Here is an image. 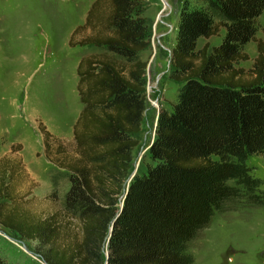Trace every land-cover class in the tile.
Returning <instances> with one entry per match:
<instances>
[{
	"label": "trees",
	"instance_id": "16d2710c",
	"mask_svg": "<svg viewBox=\"0 0 264 264\" xmlns=\"http://www.w3.org/2000/svg\"><path fill=\"white\" fill-rule=\"evenodd\" d=\"M142 3L95 0L71 35V45L105 52L84 56L78 66L84 106L74 125L77 155L59 158L61 140L40 123L47 156L55 155L72 181L65 215L36 216L13 181L23 177L22 162L0 161V226L37 241L48 264L106 260L146 109L141 51L150 28ZM263 9L264 0L182 2L171 57V79L181 85L172 106L160 110L149 148L154 163L134 175L113 223L107 264H194L189 243L217 212L238 201L264 205V181L248 163L252 154L264 155V29L255 36ZM222 29L218 45L197 48L199 38ZM250 40L258 52L253 66L237 67L250 59ZM0 264H9L1 254Z\"/></svg>",
	"mask_w": 264,
	"mask_h": 264
},
{
	"label": "rangeland",
	"instance_id": "374dc122",
	"mask_svg": "<svg viewBox=\"0 0 264 264\" xmlns=\"http://www.w3.org/2000/svg\"><path fill=\"white\" fill-rule=\"evenodd\" d=\"M83 1L0 0V161L8 157L22 162L23 177L13 181L24 196L26 207L40 217L55 212L62 217L65 215V195L72 181L67 169L59 165L58 159L55 161V155L53 159L47 156L41 122L38 127L29 119L31 108L42 110L52 124H69L77 106L76 82L73 86V77L71 79L73 55H68V49L83 46L80 48L83 57L105 52L90 44L71 45V36L67 45L62 44L61 35H65L72 22L81 18L84 5L75 7ZM94 1L89 3L86 15ZM183 1L143 0L142 3L141 14L149 20L150 28L149 46L141 51L142 60L148 62L146 109L142 130L136 134L139 143L133 150L129 176L135 171L146 172L148 165L154 163L149 148L155 137L160 110L163 106L170 108L177 98L181 84L171 79V57ZM258 20L260 28L255 33L256 38L263 36L264 9ZM82 24L84 21L75 23L70 34ZM82 33L78 34V40L83 38ZM224 34L225 29H222L220 35L199 38L197 48L207 41L211 46L218 45ZM245 50L250 59L240 61L237 67L249 69L258 54L255 40H250ZM20 132L30 139L34 136V148L26 140L18 141ZM54 136L62 144L59 158L77 155L74 135L69 138ZM40 160L49 165L45 167L47 175L43 177H39V173L43 175V167L38 166ZM248 163L253 166L254 174L264 181V155L252 154ZM124 189L120 194L119 209ZM36 248L37 241L23 240L14 231L0 226V254L9 264H46ZM107 249L105 244V258ZM189 252L195 257L194 264H264V205L238 201L231 209L217 212L209 226L189 243Z\"/></svg>",
	"mask_w": 264,
	"mask_h": 264
},
{
	"label": "crops",
	"instance_id": "0c3cea01",
	"mask_svg": "<svg viewBox=\"0 0 264 264\" xmlns=\"http://www.w3.org/2000/svg\"><path fill=\"white\" fill-rule=\"evenodd\" d=\"M89 3H91V0H84L83 4L80 3V4H78V6L75 7V8H80L81 5H84V7L82 9L81 18H80V20H77V21L75 20L74 22H72V24L67 27V32L65 33V35H63V34L61 35V37H63L62 44L67 45L66 43H67L69 37L71 36L70 28L73 27V25L75 23H77V22L80 23L81 21H84V23H85L86 18H87L86 11L89 8ZM84 46H86V45H84ZM81 47H83V46L70 47L68 49L70 51L68 55H73L71 57L73 59V67L71 69V79L73 77V86L75 85V82H76V89H74V93L76 95L75 103L77 106V108L75 109V111L73 113V116H71L69 124L67 121H66L67 122L66 124H64V122H62L63 125H61V126H57L55 124L50 123L49 119L46 117V115H44L45 113L36 107L31 108L32 111H31L30 116H29V119L33 123L34 126L37 125L39 127V122H42L52 134L59 135L61 137L65 136V137L69 138V137H72L74 135V125H75V123H76V121L80 115L81 110L83 109V103L81 101L79 90H78V83H79L78 66H79V63L83 57L82 52L80 50ZM79 99H80V101H79ZM26 135L27 134H23L22 132H20L18 137H17L18 141L26 140L34 148L35 147L34 141H36L34 136H32V139H30ZM38 137H41V135L39 134ZM46 163H47L46 161H42V160H40L38 162V166L43 167V175L41 173H39V177H41V176L43 177V176L47 175V173H45V171H46L45 167H49V165H47Z\"/></svg>",
	"mask_w": 264,
	"mask_h": 264
},
{
	"label": "water",
	"instance_id": "95a60500",
	"mask_svg": "<svg viewBox=\"0 0 264 264\" xmlns=\"http://www.w3.org/2000/svg\"><path fill=\"white\" fill-rule=\"evenodd\" d=\"M137 172L135 171V172H133L130 176H129V179H128V182H127V185H126V189L124 190V197H123V200H122V202H121V207H120V209H119V211L117 212V214H116V216L113 218V220H112V224H111V227H110V230H109V235H108V238H107V247H108V245H109V240H110V233H111V231H112V227H113V223H114V221L116 220V218H117V216L119 215V213H120V210L122 209V207H123V205H124V201H125V197H126V192H127V190H128V188H129V186H130V183H131V180H132V178L134 177V175L136 174ZM108 254H109V251H108V249H107V253H106V255H107V257H106V260H105V264H107L108 263ZM45 262V261H44ZM46 264H48L47 262H45Z\"/></svg>",
	"mask_w": 264,
	"mask_h": 264
}]
</instances>
